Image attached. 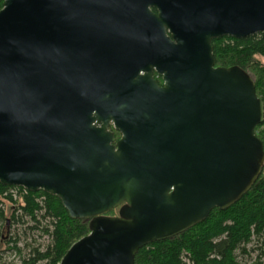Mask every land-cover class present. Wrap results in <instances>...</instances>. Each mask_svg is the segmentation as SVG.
Here are the masks:
<instances>
[{
	"label": "water",
	"instance_id": "95a60500",
	"mask_svg": "<svg viewBox=\"0 0 264 264\" xmlns=\"http://www.w3.org/2000/svg\"><path fill=\"white\" fill-rule=\"evenodd\" d=\"M256 33L264 0L3 1L0 184L88 219L59 264H134L249 190L263 102L211 43Z\"/></svg>",
	"mask_w": 264,
	"mask_h": 264
},
{
	"label": "trees",
	"instance_id": "16d2710c",
	"mask_svg": "<svg viewBox=\"0 0 264 264\" xmlns=\"http://www.w3.org/2000/svg\"><path fill=\"white\" fill-rule=\"evenodd\" d=\"M211 44L215 66L236 65L247 72L264 106V62L259 59H264V34L224 36ZM118 134L114 132L116 137ZM255 135L264 150V117ZM109 214L115 215L117 210ZM6 221L9 228L23 227L22 235L40 230L48 241L42 247L25 240L20 247L17 233L3 237L0 232V246L6 248L0 250H11L18 256L13 263L4 261L0 253V264H59L69 247L89 232L88 219L70 218L56 196L0 184V222ZM134 264H264V165L256 181L235 203L223 210L212 209L204 221L178 235L143 246L134 256Z\"/></svg>",
	"mask_w": 264,
	"mask_h": 264
},
{
	"label": "rangeland",
	"instance_id": "374dc122",
	"mask_svg": "<svg viewBox=\"0 0 264 264\" xmlns=\"http://www.w3.org/2000/svg\"><path fill=\"white\" fill-rule=\"evenodd\" d=\"M259 59L261 62H264V59H262V58H259ZM4 207H5L6 217L8 218L9 212H8V209L6 208L8 206H6V204H5ZM3 226H4V228H3ZM22 228L23 227H18V226H14V225L9 228V222L8 221H6V223L0 222V232H1V234H3V237H4V235L7 236V234L11 235L12 233H15V234L17 233V235L20 237V244H19L20 247H22L23 241H25V240L27 243H29L33 246L40 244L43 247L47 243V241H48L47 238L45 236H41L40 230L28 231L25 235H22V233H23ZM0 249L3 250L6 248L1 247ZM0 253H1V256H2L4 261H7V262L11 261L13 263H17L18 256L15 254V252H13L11 250H4V251H1Z\"/></svg>",
	"mask_w": 264,
	"mask_h": 264
},
{
	"label": "flooded vegetation",
	"instance_id": "af4514ba",
	"mask_svg": "<svg viewBox=\"0 0 264 264\" xmlns=\"http://www.w3.org/2000/svg\"><path fill=\"white\" fill-rule=\"evenodd\" d=\"M155 77H156L157 79H158V78H160V77H157V76H155ZM160 83H161V82H160ZM115 138H116V139H117V138H119V134H118V136H117V137L115 136Z\"/></svg>",
	"mask_w": 264,
	"mask_h": 264
}]
</instances>
